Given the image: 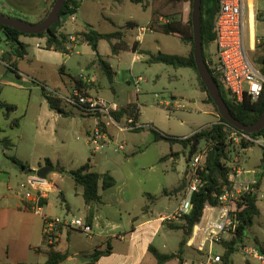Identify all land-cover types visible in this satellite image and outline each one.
<instances>
[{"label": "rangeland", "instance_id": "obj_1", "mask_svg": "<svg viewBox=\"0 0 264 264\" xmlns=\"http://www.w3.org/2000/svg\"><path fill=\"white\" fill-rule=\"evenodd\" d=\"M252 4L254 20L259 15V21L255 20V47L254 52H249V56L257 64L256 59L264 55V0H252ZM146 5H154L169 18L171 14H178V19L184 23L188 21L189 0L177 1L174 6L170 0H146ZM79 6L81 20L75 25L67 24L66 31L84 30L90 25L99 32L111 33L120 30L127 22L146 29L150 19V9H143L141 5L132 4L129 0H83ZM169 18L164 17L161 22ZM25 22L36 24V20L32 18ZM143 36V48L154 55L160 52L188 56L192 49L175 36L149 31H145ZM25 39L29 44L26 56L21 59L14 58L15 69L7 68L1 61L0 54V101L15 108L7 117L4 115L5 110L0 112V140L7 139L11 144L6 149L1 145L0 147L5 149L9 162L13 163L11 159H17L25 166L38 170L45 166L44 160L48 159L54 166L74 170L89 161L93 171L108 173L114 178L116 186L126 188L130 206L136 205L139 210L148 204L149 207L151 205L149 214H163L169 217L181 200V194L180 197L175 196L173 190L178 184L184 189L187 181H190L189 177L184 175L188 166L186 157L189 147L184 149L180 144L171 145L165 141H155L149 128L164 136L183 139L218 121L215 108L205 102L206 95L199 90L195 72L190 68L151 64L148 62V55H140V60L132 64L133 55L129 49L119 48L117 53H113L106 41L100 42L97 53L83 43L74 46L72 53L65 55L45 50L42 39ZM37 43L43 48L38 50L35 47ZM246 46L248 51L247 37ZM10 47L11 44L6 42L4 34L0 32V50L6 52ZM96 54L111 65L114 72L112 84L100 70ZM204 54L214 58L216 46L212 44L205 47ZM257 67L260 68L258 64ZM139 77L142 81L136 92L133 81ZM72 78L86 79V83L91 87L89 94L112 102L118 108L131 103L137 104L140 112L138 130H119L105 119L108 123L106 130L110 142L104 150L93 154L91 147L87 145L85 132L95 127L97 119L87 116L56 118L51 114L42 95L43 87L49 95L66 97L72 88ZM66 109L74 110L68 105ZM15 122L18 127L14 126ZM118 124L121 127L127 126L126 119H121ZM119 145H122L124 150L115 152L114 148ZM249 148L243 151L240 138L232 137L228 149L229 160L226 162L231 169V175L233 167H245L248 171L257 173L262 170V148L255 144ZM204 149L205 144L199 143V153L196 156L203 155L201 152ZM203 163L204 157L201 166ZM53 175L54 181H61L66 196L54 198L57 208L63 205L64 199L72 206L70 214L65 217H82L79 210L84 201L81 196L76 197L73 180L65 173L57 174L53 171L49 172L46 178L51 181ZM260 183L256 193L259 215L254 218L253 225L242 243L259 249L264 248V177ZM100 185L101 182L99 193L109 202L111 200L112 204L116 193L103 192ZM77 191L80 192L81 188ZM165 192L170 194L165 195ZM143 194L153 196L154 202L150 204ZM107 209L110 211L108 215L105 210L101 216L105 224V218L111 217L109 215H112L114 206L110 205ZM169 233L168 247L162 251L169 254L171 250H176L177 253L182 234L175 231ZM232 236L225 235V239L229 240ZM214 251L221 255L224 249L219 244L214 246ZM189 255L192 260H199L194 251H189ZM246 262L240 250L231 257V264ZM167 264L175 263L170 261Z\"/></svg>", "mask_w": 264, "mask_h": 264}, {"label": "trees", "instance_id": "obj_2", "mask_svg": "<svg viewBox=\"0 0 264 264\" xmlns=\"http://www.w3.org/2000/svg\"><path fill=\"white\" fill-rule=\"evenodd\" d=\"M55 0L52 1L50 7L48 8L46 15L48 14L51 6ZM132 4L141 5L143 9H150V19L148 24V29L153 33H161L167 36L177 37L184 45H190L192 49L190 50L188 56H179V55H167L158 52L157 54H151L150 52H144V54L149 56L148 62L151 64H165L172 65L175 68H190L192 69L196 76L199 85V90L202 93H205L206 99L205 102L213 105L212 100L208 97L207 91L200 81V78L197 74L194 60H193V41H192V28L190 24V14H191V0H189L190 13L188 14V21L183 22L181 19H178V14H171V18L168 15H163L158 8H155L154 5L150 8L146 5V0H129ZM172 6L175 5L177 1L180 0H170ZM79 9L78 0H66L63 8L60 12V21L53 25L46 33H40L37 35H24L17 30H14L9 27L0 25V32L5 36L6 42L11 44L10 50L6 51L1 56V61L7 65L9 69H15V60L21 59L26 55L27 46L19 41L20 37H33L44 40V49L47 51H53L61 54H70L73 51V47L80 44H87L90 49L97 53L98 44L101 41H106L110 44V48L113 53L116 52L119 48H125V43L122 41L124 37L125 30L138 28L136 25L128 22L125 26L120 28V30L111 32V33H100L95 30L92 26L88 25L84 28L83 31L74 32L73 34H66L61 32V28L64 22L70 17L77 14ZM217 0H201V17H200V28H201V42H202V57L204 62L206 61V56L204 54L205 47L212 45L214 42V33H213V22L214 17L217 12ZM44 17V18H45ZM165 19L164 22H161L162 18ZM43 18V19H44ZM42 19V20H43ZM41 20V21H42ZM256 21H259V15L255 17ZM70 36L74 37V41L70 40ZM115 42L116 44H113ZM97 64L106 76L110 84H112V79L114 72L110 68L109 64L104 61L99 55H97ZM256 63L260 66L261 73L264 77V55L256 59ZM210 72V71H209ZM216 84L218 85L221 97L228 106L231 115L244 125H250L255 123L262 115L264 111V87L263 92L259 99L256 102H250L244 100L240 103H236L231 96L224 90L222 85L213 78ZM72 87L81 89L84 93L88 94V91L91 89L90 85L85 81H82L81 78H72ZM42 95L47 103V106L50 111L62 116L70 117L72 116V111L67 110V104L61 98L56 95H49L45 92V89L41 88ZM71 107V106H70ZM80 112L82 116L93 117L90 114H85L78 107L72 106ZM5 110V117L8 116V113L13 112L15 108L10 105H6L0 101V112ZM216 110V108H215ZM217 112V110H216ZM218 113V112H217ZM139 108L137 104L131 103L125 107L118 108L111 113L112 118L116 122H120L121 119H131L134 124H137L139 118ZM15 127H18V123H14ZM99 126L105 130L104 124L100 121ZM135 129L134 131H137ZM149 131L154 137L155 141H165L171 145L180 144L184 149L188 147V156L186 157V163L189 164L198 152L199 143L203 142L205 144V149L201 152L204 155V163L201 166V170L198 171V175L201 181L200 186L193 192L191 197V211L188 215L183 216L181 219L177 220L178 223L167 221L166 224L170 225L172 229L180 230L182 233L181 240L179 242V249L177 253L170 254H161L157 252L152 247L149 249L151 254L156 259L157 264H164L173 259H178L179 264L180 254L182 249L185 247V244L190 237L193 227L199 223L203 209L206 205L215 206L218 202V198L223 194L225 190H229L232 185V179L230 178V167L226 164L229 160V146L232 143V137L240 138V146L243 150L248 149L249 147L254 146L253 143L245 141L242 138V132L232 128L227 125L223 119L218 115V121L214 124L209 125L205 129L195 132L192 136L188 138H173L164 136L161 133L157 132L155 129L149 128ZM249 138L255 139L259 136H264V129L256 134L248 135ZM0 145L5 149L10 147L11 144L7 139L0 140ZM12 162L26 170L27 167L17 159H11ZM45 166L53 168V171H59L60 173L67 174L74 182L76 187L82 189V199L85 205H91L100 201L99 196V183L104 190L110 189L115 186L116 182L112 176L108 173L100 174L92 170L90 162L87 161L85 164L80 166L77 169L65 171L61 167L53 166L50 160L45 161ZM260 167L262 170L258 172V178H256L253 185L250 186V190L245 192L238 201V212L236 213V228L235 232L231 239L226 241H221V244L224 251L222 253L223 264H231V257L239 251L243 245L244 238L247 235L248 230L253 225V220L259 215V210L257 207V195L258 189L260 187V181L264 177V149L262 148V158ZM187 178V177H186ZM187 184L184 189L182 185L178 184L173 192L181 193V198L184 195V191L187 188ZM148 201L151 203L155 200L150 194H145ZM90 221V219H89ZM260 251L264 254V248H260ZM109 253V249L105 251H94L89 259L90 264H93L100 256L106 255ZM64 258V255H60L55 252H49V257L46 264H56ZM246 264H249L246 262Z\"/></svg>", "mask_w": 264, "mask_h": 264}, {"label": "crops", "instance_id": "obj_3", "mask_svg": "<svg viewBox=\"0 0 264 264\" xmlns=\"http://www.w3.org/2000/svg\"><path fill=\"white\" fill-rule=\"evenodd\" d=\"M52 1L53 0H0V13L23 21L32 18L38 23L45 17ZM78 1L81 4L83 2V0ZM81 18L82 13L79 11L73 16V20L67 19L64 22L60 31L66 34L83 31L74 29L72 31H66L67 24L70 23L75 25ZM127 23H125L124 26ZM148 24L149 21L145 30L151 32L148 29ZM132 25L137 26L135 23H132ZM139 29L140 28H132L123 31L124 37L122 41L133 55L131 60L132 64L140 60V55H146L144 54L145 51L149 52L142 46L144 43V33L140 34ZM25 38L33 37L19 38L20 42L28 46L29 44ZM113 44L116 43L113 42ZM35 47H37L38 50L43 48L38 43ZM3 53L4 52L0 50L1 56ZM109 66L112 69L110 64ZM87 67H89V64H87ZM71 111L73 114L70 117H86L85 115L81 116L80 112L76 109ZM51 114L56 118L60 116L52 111ZM96 124L97 120L94 125ZM90 131L91 129L87 130L85 135L87 136ZM46 160L48 159L44 161ZM52 165L54 166L53 163ZM26 167L27 169L23 170L14 163H10L6 157L5 149L3 150L0 147V264H46L49 252L64 255V258L56 264H90L89 257L94 251H105L107 249H109V253L100 256L93 264H157L156 259L149 249L152 247L157 252L166 254L162 250L168 247L169 232L175 231L181 233L180 230L172 229L170 225L166 224L167 221H170L167 220V216L163 214H149L151 205L149 207V205L146 204L139 208V210L136 208V205L130 206L131 204L128 202L125 187L123 188L115 185L110 189L104 190L100 185L103 192L111 191L116 193L114 202L111 204V200L109 202L99 193V202L89 206L85 204L82 205V208L79 210V213H82V217L73 216L76 218H83L87 221L92 227V235L87 237L77 230L63 228L59 231L58 240L53 244H48L43 235L44 217L67 218L65 216L70 214L72 206L69 202L62 199L64 202L63 205L57 208L58 205L54 202V198H63L65 192L61 187V181H54L55 177L53 175L51 181L48 179L52 185V189L47 194V198L42 201L41 213L34 214L24 201L23 193L25 191L24 183L27 174L36 172L37 170L36 168H30V166ZM242 169H244L243 175L236 176V168L233 167L234 172L233 177L231 176L232 181H247L253 175L258 177L257 172L248 171L245 167ZM26 171L29 172L26 173ZM53 172L61 174L59 171ZM184 175L186 176V171ZM176 187H178V185ZM78 188L80 187H74V190L76 192V197L79 198L82 194V189L78 192ZM168 194L170 193L165 192V195ZM180 194L179 192L174 195L180 197ZM143 195L145 196V194ZM149 203L152 204L151 202ZM110 205L114 206V211H112V215H109L111 217L108 216L109 218H105V224L101 216L105 210L108 215L110 211L107 208ZM189 251L191 252L193 250L185 244V247L182 249L183 253L180 254V264H194L195 261L190 258ZM175 252L176 250H171L170 253ZM169 262L170 261L164 264ZM171 262L179 264L178 259H173Z\"/></svg>", "mask_w": 264, "mask_h": 264}, {"label": "built area", "instance_id": "obj_4", "mask_svg": "<svg viewBox=\"0 0 264 264\" xmlns=\"http://www.w3.org/2000/svg\"><path fill=\"white\" fill-rule=\"evenodd\" d=\"M217 6L213 22L215 37L213 44L216 46V54L214 58L206 55L207 69L236 103L244 100L256 102L263 92L264 77L261 69L249 56V52H254L255 47L253 4L250 10L249 0H217ZM251 14L254 21L252 29ZM68 19L73 20V16ZM145 31L144 28L139 29L140 34ZM70 40L74 41V37L70 36ZM81 79L85 81L84 78ZM141 81L140 77L133 81L136 92ZM56 96L63 99L68 106H76L85 114H90L97 119V124L87 135V145L91 147L93 154L104 150L110 142L108 133L99 126L100 121L106 128L108 123L104 121L105 119L117 126L119 130L134 131L138 128L131 119H126L127 126L121 127L111 116V113L118 109L114 103L86 94L79 88L72 87L66 97L58 94ZM242 138L264 149V136L251 139L244 133ZM123 150L122 145L114 148L115 152ZM203 157V155L196 156L188 164L186 177H189L190 181L179 204L167 220H179L190 213L192 194L201 184L198 171L201 170ZM235 173L236 176H242L244 169L236 168ZM231 176L233 177L230 173V178ZM255 180L256 177L253 175L247 181H232V187L223 192L215 206L204 207L202 217L193 227L186 243L199 256V260L194 264H222V254H217L214 246L226 240L225 235H233L235 232L239 198L250 190ZM24 186V201L34 214H40L42 201L47 198V194L52 189L50 181L39 177L37 172H31L27 174ZM43 223V235L48 244L58 240L59 231L63 228L77 230L87 237L93 233L91 225L83 218L44 217ZM239 250L249 264L251 262L264 264V254L259 248L246 245L241 246Z\"/></svg>", "mask_w": 264, "mask_h": 264}, {"label": "water", "instance_id": "obj_5", "mask_svg": "<svg viewBox=\"0 0 264 264\" xmlns=\"http://www.w3.org/2000/svg\"><path fill=\"white\" fill-rule=\"evenodd\" d=\"M65 1L66 0H55L46 17L36 24H30L21 19H16L0 13V25L17 30L24 35L46 33L53 25L60 21V12ZM200 17L201 0H191L190 24L192 28L193 60L197 74L207 91L208 97L212 100L220 118L223 119L227 125L248 135L259 133L264 129V111L255 123L244 125L231 115L228 106L221 97L218 85L209 73L202 57ZM51 171V167L44 166L37 170V175L41 178H46L47 174ZM28 172L29 171H26V173Z\"/></svg>", "mask_w": 264, "mask_h": 264}, {"label": "bare ground", "instance_id": "obj_6", "mask_svg": "<svg viewBox=\"0 0 264 264\" xmlns=\"http://www.w3.org/2000/svg\"><path fill=\"white\" fill-rule=\"evenodd\" d=\"M249 7H250V10H252V1L249 0ZM253 17H252V14L250 16V25H251V29L253 28ZM253 32H254V29H253Z\"/></svg>", "mask_w": 264, "mask_h": 264}]
</instances>
